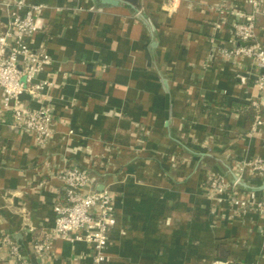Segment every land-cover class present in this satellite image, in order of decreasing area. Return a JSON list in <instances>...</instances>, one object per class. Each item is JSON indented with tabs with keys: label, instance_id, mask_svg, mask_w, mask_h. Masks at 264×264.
Returning a JSON list of instances; mask_svg holds the SVG:
<instances>
[{
	"label": "crops",
	"instance_id": "0c3cea01",
	"mask_svg": "<svg viewBox=\"0 0 264 264\" xmlns=\"http://www.w3.org/2000/svg\"><path fill=\"white\" fill-rule=\"evenodd\" d=\"M14 1L0 0V29ZM21 1L43 6L29 44L51 58L36 79L47 82L53 133L39 146L1 115L0 234L14 237L31 264H92L84 242L56 238L42 259L31 251L54 225L59 172L77 164L113 195L103 264H264V218L205 183L210 174L230 183L240 161L264 157V124L253 127L250 105L258 69L220 52L248 0H138L137 9ZM255 33L264 38V15ZM242 179L241 196H260L263 178L244 171ZM0 264H13L4 250Z\"/></svg>",
	"mask_w": 264,
	"mask_h": 264
},
{
	"label": "built area",
	"instance_id": "2783aa9c",
	"mask_svg": "<svg viewBox=\"0 0 264 264\" xmlns=\"http://www.w3.org/2000/svg\"><path fill=\"white\" fill-rule=\"evenodd\" d=\"M250 10L237 12L233 24L231 46L221 49L228 58H248L258 69L254 79L257 94L250 105L256 111L253 127L264 124V38L256 33V19L264 15L262 0H248ZM13 6L3 28L0 29V117L5 112L12 117L11 125L19 134H32L35 143L44 146L53 133V106L45 102L47 82L37 80V75L50 64L51 58L43 49H35L29 39L40 30L36 13L40 4H25L21 0L6 3ZM25 7L24 13L18 9ZM219 9V8H218ZM220 10V9H219ZM22 93L41 102L30 107L19 98ZM248 171L264 179V157L240 161L233 181H225L220 175H208L206 186L217 193H227L229 199L243 210L252 209L264 218V188L260 196L253 190L240 195L242 174ZM62 182V197L53 206L54 225L42 231L31 243V251L38 258L51 256L52 242L59 238L69 242H84L91 247L92 264H103L108 235L115 224V210L111 191L97 188V179L87 167L71 164L58 174ZM4 250L13 264H31L19 242L7 233L0 234V251Z\"/></svg>",
	"mask_w": 264,
	"mask_h": 264
},
{
	"label": "trees",
	"instance_id": "16d2710c",
	"mask_svg": "<svg viewBox=\"0 0 264 264\" xmlns=\"http://www.w3.org/2000/svg\"><path fill=\"white\" fill-rule=\"evenodd\" d=\"M121 1L123 3H127L128 5H130L133 9H137L139 4H138V0H118Z\"/></svg>",
	"mask_w": 264,
	"mask_h": 264
},
{
	"label": "water",
	"instance_id": "95a60500",
	"mask_svg": "<svg viewBox=\"0 0 264 264\" xmlns=\"http://www.w3.org/2000/svg\"><path fill=\"white\" fill-rule=\"evenodd\" d=\"M102 2H104V3H116V2H118V0H102ZM23 97H27V94L22 93L21 95H19V98L22 99ZM97 188L101 189V185H99ZM263 188H264V185H263Z\"/></svg>",
	"mask_w": 264,
	"mask_h": 264
}]
</instances>
